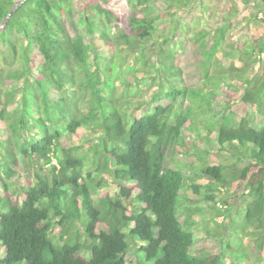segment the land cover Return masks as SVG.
Masks as SVG:
<instances>
[{
    "label": "trees",
    "instance_id": "1",
    "mask_svg": "<svg viewBox=\"0 0 264 264\" xmlns=\"http://www.w3.org/2000/svg\"><path fill=\"white\" fill-rule=\"evenodd\" d=\"M169 1L175 5L168 0H0V264H127L129 238L144 243L139 249L144 264H234L230 236L223 235L213 252L195 233L196 218L189 212L194 210L187 206V217L179 214L185 175L166 153L171 148L191 153L186 125L198 119L191 104L206 102L204 90L182 85L172 46L180 38L166 34L179 29L176 13L191 0ZM251 1L263 4L239 0L245 7ZM239 6L234 0L227 19L243 17ZM226 25L213 35L202 29L195 42L205 49L210 66L219 54L232 62L215 66L211 77L208 69L207 80H220L209 95L228 80L246 85L240 102L226 107L240 121L212 126L206 135L212 141L205 140L247 162L233 173L218 162L206 164L201 173L212 179L205 183L206 195L202 184L191 187L196 197L214 202L216 192H239L263 175L246 194L240 231L262 251L264 264V125L255 128L250 117L254 108L264 113V73L245 78L248 63L242 57V67H235V57L222 47ZM127 72L133 74L130 81ZM144 76L162 88L152 106L129 111L132 88ZM118 81L126 85L123 93ZM180 98L185 102L178 105ZM165 99L167 106L160 104ZM81 129L100 134V146H93L94 173L113 178L117 195L100 190L102 181L86 182L81 147L68 146ZM88 179L94 181L91 173ZM196 197L188 200L193 204ZM245 258H251L247 251Z\"/></svg>",
    "mask_w": 264,
    "mask_h": 264
},
{
    "label": "rangeland",
    "instance_id": "2",
    "mask_svg": "<svg viewBox=\"0 0 264 264\" xmlns=\"http://www.w3.org/2000/svg\"><path fill=\"white\" fill-rule=\"evenodd\" d=\"M237 2L238 5H240L239 7L244 9L243 17L229 20L227 18L234 5V0H191V4L188 8L182 9L176 13L175 21L176 23L180 22L179 29L175 31L169 29L166 32L170 38L174 36V33L180 38L178 41L172 40V46L173 49L177 51L176 64L182 69V85L193 89L204 90V95L202 94V97L206 102V104L204 102H199L200 106L196 101L191 104L195 117L198 118L197 120L191 118L193 121L191 120V122L186 125V130L189 132L186 138L190 141L188 143L191 153L185 155L184 152L186 150L178 148L177 152L171 148L167 150L166 154L167 159L174 162L185 175L187 186L184 190V196L181 199L182 206L179 209L180 217H187L189 212L195 216V233L203 239V246L212 249L213 252H218L221 247L220 238L226 234L231 237L232 246L235 250L232 253V255H234V257H232L234 264H263L262 251L255 246L253 241L245 239L243 233L240 231V228L244 226L243 219L246 213L244 209L246 201L248 200L246 194L249 192L250 187L257 185V183L261 181L263 175H255L250 181V184L248 186H243L239 192H229L228 194L216 192V201L214 202L206 201L202 197V195H206L204 191L205 183L212 181V179L208 180L209 178H204L202 175L201 169L203 166L218 162L224 165L226 169H230V173H233V169H241L247 162V160H239L237 157H233L232 150H222L218 144H208L205 140V138H209L208 140L212 141L210 137H206L208 130H213L212 126H216L221 122H227V120H230L233 125L239 123L240 117L232 111V108L228 110L226 107L227 105L234 106L240 102L239 100L244 94L246 85L242 83L241 85H237L233 80H228L227 85L220 86L217 89L214 97L209 95L208 91L214 89L211 86L213 82L217 84L220 80L217 81L216 78L214 81L212 79V82L207 80L208 69L211 77L215 75L214 71L217 67H223L221 63L228 66L232 62L230 59L224 58L222 54H219L216 55L215 60H212L210 66L211 61H206L207 56H205L204 53L205 49L195 42L198 40L196 37L202 29L208 31V35H213L217 29L225 26V22L227 24L229 23L230 25H226V27H228V32L226 33L225 43L222 47L230 55L232 54L233 57H235L233 60L235 67H238V69L242 67L243 64L239 59L242 57L243 61L248 63L246 66L247 72L245 78L252 79L264 73V47L262 50V46H264V6L263 4H259V2L251 1V4L245 7L241 5L242 3L239 2V0H237ZM167 4L175 5L169 0ZM173 9L175 8L173 7ZM167 14L164 18H168ZM255 15H257L256 20L254 19ZM227 20H229V22H227ZM176 23H171V28L176 26ZM154 41L153 44H151L152 46H156L159 42L158 40L156 42ZM176 42H178V44H176ZM253 48H255L256 51L252 54ZM116 54L118 55L119 53L117 52ZM250 56L253 58L251 59ZM109 57L111 56H108V58ZM114 57H116V55ZM109 60L112 59L110 58ZM253 60L256 61L255 64L252 63ZM113 61L116 62L117 59L113 58ZM128 61V65L131 66V64H134L135 60L133 56L130 55ZM215 61H219V63ZM126 70H128V68H126ZM146 70L148 71L147 67L145 68V71ZM126 76L129 81L133 78V74L128 73ZM140 82L139 86H136L135 89L132 88V93L130 94V97H132V108H130L129 111H134L135 106L139 104L144 105L141 107V110L152 106L154 103L153 97L158 94L162 88L158 81L153 82L152 78L148 76L142 77ZM116 86L119 89V93L126 91V85L121 81H118ZM163 91L164 93L168 91V86H164ZM189 99L191 98L189 97ZM181 102L184 103V99L180 98L178 105H180ZM209 102L211 104H208ZM169 103L170 100L165 99L160 104L167 106ZM178 105L176 108H179ZM181 108L184 109L183 107ZM152 109H150V113L154 110ZM133 114L139 113L134 112ZM250 117L252 118V124L255 128L259 129L264 125V113H259L256 108L251 110ZM194 124L196 125L194 126ZM99 135L100 134L97 132L81 129L79 136L72 139L68 146L74 145L81 147L79 155L84 158L82 174L86 182L89 183L91 181L92 184H97L102 181L104 186L100 190L104 192L110 191L112 194L117 195L119 189L113 178L108 174L103 175L102 173H94L96 166L92 164V161L96 156V152L94 151L95 149L93 150V146H100V143H97ZM212 138L215 140V135H213ZM249 148L248 154L250 155L253 146ZM89 173L93 175L94 181L88 179ZM2 175L4 181L13 189L14 184H12L4 174ZM195 182L203 186L201 197H196L193 193L191 184ZM1 191L2 185L0 184V196H3ZM243 193H245V195H243ZM189 197L190 199L196 197L194 198L196 202L192 204L188 200ZM187 206L191 207L194 211H189L187 213ZM197 209L200 211L196 212L195 210ZM238 216L243 217L239 219ZM229 224H236L234 230H230L228 227ZM132 226L133 224H131V227ZM56 228L57 227H55L53 231H55ZM129 229H126V231L128 232ZM207 231L218 238H208L205 234ZM128 242L131 247L126 255L127 264H144V254L139 250L144 243L130 238ZM243 245L245 247H243ZM246 251L251 257L249 261H246L245 258Z\"/></svg>",
    "mask_w": 264,
    "mask_h": 264
},
{
    "label": "water",
    "instance_id": "3",
    "mask_svg": "<svg viewBox=\"0 0 264 264\" xmlns=\"http://www.w3.org/2000/svg\"><path fill=\"white\" fill-rule=\"evenodd\" d=\"M260 1H261V2L263 3V5H264V0H260ZM12 12H13V10L11 11L10 14H12ZM8 18H9V17H8ZM8 18H7V19H8Z\"/></svg>",
    "mask_w": 264,
    "mask_h": 264
},
{
    "label": "clouds",
    "instance_id": "4",
    "mask_svg": "<svg viewBox=\"0 0 264 264\" xmlns=\"http://www.w3.org/2000/svg\"><path fill=\"white\" fill-rule=\"evenodd\" d=\"M54 163H55V161H54Z\"/></svg>",
    "mask_w": 264,
    "mask_h": 264
}]
</instances>
